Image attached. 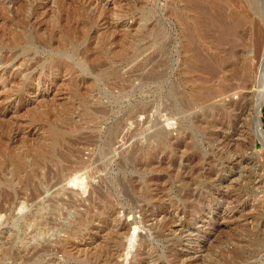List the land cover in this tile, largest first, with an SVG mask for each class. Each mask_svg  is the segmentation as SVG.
I'll list each match as a JSON object with an SVG mask.
<instances>
[{"label":"rangeland","instance_id":"1","mask_svg":"<svg viewBox=\"0 0 264 264\" xmlns=\"http://www.w3.org/2000/svg\"><path fill=\"white\" fill-rule=\"evenodd\" d=\"M253 7L0 0V264H264L252 108L189 70L217 17L253 56Z\"/></svg>","mask_w":264,"mask_h":264},{"label":"bare ground","instance_id":"2","mask_svg":"<svg viewBox=\"0 0 264 264\" xmlns=\"http://www.w3.org/2000/svg\"><path fill=\"white\" fill-rule=\"evenodd\" d=\"M251 10L263 21L264 16L261 15L260 7H253ZM221 18L218 19L217 17V19H210L209 21L212 33H214V30L215 34L217 33L215 56L205 57L203 54L199 55V51H197L195 52L199 55L197 57L196 54L197 65H193L189 69L192 74L201 78L200 84L204 86L203 88L209 87L214 89L215 92L197 94L196 99L198 101L211 99V102L217 99L216 104L223 107L237 104H241L242 107L243 104L244 106H250L252 109L249 115V126L264 150V129L261 122L264 103V21L262 25L258 23L254 26L253 56H249L246 52L248 47L240 50V46L236 41L237 31L241 24L233 20H222L223 18ZM254 64H257V66L255 67Z\"/></svg>","mask_w":264,"mask_h":264},{"label":"water","instance_id":"3","mask_svg":"<svg viewBox=\"0 0 264 264\" xmlns=\"http://www.w3.org/2000/svg\"><path fill=\"white\" fill-rule=\"evenodd\" d=\"M261 122H262V120H261ZM262 127H263V123H262Z\"/></svg>","mask_w":264,"mask_h":264},{"label":"trees","instance_id":"4","mask_svg":"<svg viewBox=\"0 0 264 264\" xmlns=\"http://www.w3.org/2000/svg\"><path fill=\"white\" fill-rule=\"evenodd\" d=\"M263 122H264V120H263Z\"/></svg>","mask_w":264,"mask_h":264}]
</instances>
